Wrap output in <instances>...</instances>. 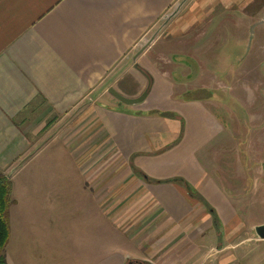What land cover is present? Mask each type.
I'll use <instances>...</instances> for the list:
<instances>
[{
    "label": "crops",
    "instance_id": "crops-1",
    "mask_svg": "<svg viewBox=\"0 0 264 264\" xmlns=\"http://www.w3.org/2000/svg\"><path fill=\"white\" fill-rule=\"evenodd\" d=\"M231 2L0 0V172L9 174L37 142L63 137L75 142L68 152L76 162L82 158L77 167L101 197L116 195L113 214L96 198L80 204V214L63 208L58 241L47 235L58 216L56 200L20 203V197L7 264H264V240L253 230L264 224V182H249L239 171L241 147L252 137L264 141V111L251 118L231 102L229 76L217 74L216 44L206 38L214 14ZM263 2L256 0V14ZM169 13L165 41L174 42L177 70L190 68L191 98L172 99L173 85L153 90L148 81L137 108L120 103L109 89L136 98L142 84L127 71L120 85L114 73ZM127 106L132 110L121 108ZM154 111L173 116L149 114ZM174 178L212 207L217 225L197 199L168 182Z\"/></svg>",
    "mask_w": 264,
    "mask_h": 264
},
{
    "label": "rangeland",
    "instance_id": "rangeland-1",
    "mask_svg": "<svg viewBox=\"0 0 264 264\" xmlns=\"http://www.w3.org/2000/svg\"><path fill=\"white\" fill-rule=\"evenodd\" d=\"M255 2L256 0H253V3H248V0H235V2L232 0V5L228 11L222 13L217 11L214 14L213 23L208 27V37H206L207 40L210 39L209 43L214 42L216 44L214 49L215 61L213 63L217 74L224 71L227 73L226 76H229L227 80L232 88L231 91H233L231 93V102H237L245 107L251 118L253 115H263L262 112L264 111V22L263 24L260 22L261 17L262 21L264 19V9L261 13L258 12L256 14V9H254ZM170 14L172 13L167 14L159 23V26L150 33V36L136 46L128 58L119 65L120 67L114 73L113 82L118 79L121 85L126 79L124 74L128 71L134 76L136 81L142 84L140 94L145 90L147 82L150 81L153 85L155 84L153 90H158V86H164L165 84L167 86L173 85L174 93L172 99L191 98L189 93L191 88L190 68L184 67L182 73L177 70L179 61H176L174 42L165 41V34L163 33L165 29L163 26L165 25L164 22L169 20L168 16ZM155 33L157 34L156 38L159 37V39L149 44L146 50L141 53L140 60L138 58L135 60L131 59ZM220 58H223V60H219ZM143 73H145V76H143ZM233 96L239 99H234ZM116 103L112 104L115 105ZM137 106L133 108H137ZM121 108L132 110L128 106ZM40 133H42L41 129ZM262 142L264 143L263 140L259 142L252 137L250 143L248 141L245 147H241L239 171L249 182H264ZM98 143L102 145V142ZM72 147H75V142L64 141L63 137L49 144H42L39 141L34 150L29 152L28 156L26 155L27 158L24 156L18 160L11 168L9 174L4 172V175L10 180L11 188L9 194L10 204L7 211L9 237L3 254H10V251L13 252L15 215L16 206H18L16 201L20 197V203H24L25 200L30 198L40 200L49 197L56 200V204L59 206L55 208L54 213L58 216L55 217L47 233V235L52 234L55 241H58L61 238V233L65 231L61 215L64 210L65 213L80 214L83 212L82 207H79L81 206L80 204H86V201L96 198L99 200L103 199L102 207L104 213H114V207L110 203L116 195L111 194L105 200L104 197H101V194H103L102 190L100 192L97 186L94 185L95 183L90 182L87 179L88 176L82 174L77 167L80 162L82 163V158L80 162H76L79 161V157H75L73 153L69 154L68 150H71ZM40 150L43 151L38 153ZM250 151H253V153L251 152L252 154H250ZM24 161H26V165L21 169L20 166ZM229 163L232 167L231 171L235 173L237 167L235 157H230ZM117 176L118 174L113 176V180H116ZM141 177H144L143 174L135 175L136 180L141 181ZM18 179L19 181L16 185V180ZM29 180L32 186H28ZM106 183L114 185V181ZM110 190L111 188L108 186L106 191L109 192ZM106 191L104 190V192ZM59 218H61V221L58 220ZM260 221L248 220L247 224H256ZM42 224L43 222L41 221L36 223L38 230L35 235L39 238L44 235L41 231L43 229ZM104 229L106 230L105 226ZM221 240L222 238H218L217 241L220 242ZM55 260L63 259L61 255L58 256L56 254Z\"/></svg>",
    "mask_w": 264,
    "mask_h": 264
},
{
    "label": "trees",
    "instance_id": "trees-1",
    "mask_svg": "<svg viewBox=\"0 0 264 264\" xmlns=\"http://www.w3.org/2000/svg\"><path fill=\"white\" fill-rule=\"evenodd\" d=\"M148 83L151 84L150 81ZM149 114L159 115V116L160 115L161 116H173V114L162 113V112H158V111L150 112ZM168 182H171V183H174V184H177V185L183 187L187 191L188 195L197 199L199 201V203L201 205H203L206 208V210L212 215V219H213L214 223L217 225L218 220H217L216 214H215L214 210L212 209V207L209 204H207L202 199V197H200V195L194 189H192L190 187V185H188L181 178H174ZM156 183H163V181H161V182L158 181ZM10 188H11L10 180L2 172H0V264H7L3 252H4V248H5V245L7 243L8 236H9L8 222H7V211H8V207L10 204V199H9Z\"/></svg>",
    "mask_w": 264,
    "mask_h": 264
},
{
    "label": "water",
    "instance_id": "water-1",
    "mask_svg": "<svg viewBox=\"0 0 264 264\" xmlns=\"http://www.w3.org/2000/svg\"><path fill=\"white\" fill-rule=\"evenodd\" d=\"M174 15V13L170 14L168 16V18L172 17ZM157 34L155 33L145 44L144 46L137 52L136 56L137 57L149 44L150 42L155 38ZM108 93L113 96L116 100H118L120 103H123L125 105H129V106H134V105H138L141 102H143L145 100V98L148 95V87L142 92V94H140L138 97L136 98H127L124 97L123 95L119 94L118 92L109 89ZM254 232L255 235L257 236L258 239L260 240H264V224L263 225H258L254 227Z\"/></svg>",
    "mask_w": 264,
    "mask_h": 264
},
{
    "label": "flooded vegetation",
    "instance_id": "flooded-vegetation-1",
    "mask_svg": "<svg viewBox=\"0 0 264 264\" xmlns=\"http://www.w3.org/2000/svg\"><path fill=\"white\" fill-rule=\"evenodd\" d=\"M264 9V2L262 3V5H261V7H260V12L259 13H261V11ZM260 22H261V24H263V22H264V19H263V21H262V17H261V20H260ZM260 24V25H261Z\"/></svg>",
    "mask_w": 264,
    "mask_h": 264
}]
</instances>
